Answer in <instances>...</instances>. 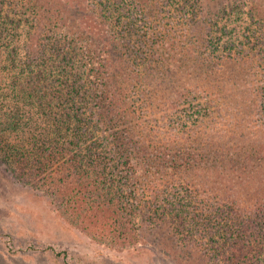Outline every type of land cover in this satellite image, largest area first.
<instances>
[{
	"label": "rangeland",
	"instance_id": "rangeland-1",
	"mask_svg": "<svg viewBox=\"0 0 264 264\" xmlns=\"http://www.w3.org/2000/svg\"><path fill=\"white\" fill-rule=\"evenodd\" d=\"M197 1L52 0L53 10L30 0L35 11L26 0H0V264H202L207 239L191 226L197 244L180 246L177 214L258 204L239 179L245 172L229 173L222 154L252 145L264 161V0ZM65 55L82 85L70 107L105 124L57 158L78 123L43 93L64 79ZM95 138L109 150L114 188L133 206L122 229L94 196L78 197L87 194L79 179H90L73 164ZM214 152L221 159L211 163ZM125 155L131 169L120 165ZM80 207L87 211L76 215Z\"/></svg>",
	"mask_w": 264,
	"mask_h": 264
},
{
	"label": "trees",
	"instance_id": "trees-1",
	"mask_svg": "<svg viewBox=\"0 0 264 264\" xmlns=\"http://www.w3.org/2000/svg\"><path fill=\"white\" fill-rule=\"evenodd\" d=\"M43 1L44 3L47 2V0ZM66 1L67 0H64V2ZM26 2H29L31 9L33 8L35 11L37 10L34 4H30V0H26ZM197 2H200V0ZM49 3L51 9L55 10L56 8L59 10L56 5H54L52 0H49ZM144 9L147 10V5L143 6L140 14L144 12ZM51 11L52 10H49L50 13ZM55 13L56 12L54 11V13H51V15L47 18L49 19L50 25H52L54 19H56ZM159 13L160 9L158 14ZM120 17L118 18V21H120ZM9 22L11 27L15 23L12 20ZM53 29L55 30V28L52 27L51 30L53 31ZM55 52H58V55H61L60 51L56 50ZM62 54L64 55L65 53ZM112 57V55L109 57L110 61L109 59L107 60V62L109 61V65L111 64ZM72 60L73 58L71 56L69 58L68 55H65L64 58L59 59V62L64 61L65 64L70 65L57 66L61 74L64 75V79L60 80L58 87L53 89L51 93H43V95H48L50 98H55L56 101L61 104V106H58L59 108L56 114L58 111H60V116L62 118L67 119L69 122L72 117H74L78 123V125H76L73 129V134L76 136V140H70V143H67V145L64 144L62 148H59V150L57 149V158L65 157L68 154V151H73V148H78L82 134L88 138L96 137L95 131H97L98 126L102 127L105 124V120H102L100 116L96 118L95 122L92 120V117L86 119L79 118L78 113L72 110V106L70 107V104L74 101V98L78 96V92L82 87V85L80 87L78 84H73V82L78 83L79 76L71 69V65L73 66ZM110 67L114 69L119 68L116 64H112ZM109 77L113 78L114 76L109 74L108 78ZM105 83L106 82H103L102 85L105 86ZM61 85L64 88L61 89ZM48 96L44 97V100L50 104ZM117 122L118 121L112 117L109 121H107V124H110L109 128L113 129V126L117 125ZM60 125L62 126L63 124ZM90 125H93L92 130H88V126ZM56 129H58V127H56ZM65 130L67 133L69 132L67 127H65ZM118 132L119 131L116 130V132L113 131L112 133L117 134ZM98 141L100 140L95 138V141L88 146V151L86 154L87 157L80 156L78 162L73 164L75 170L74 173L79 175V178L84 175V178L90 179V183L87 184V186L80 184L81 181L79 179V188L83 190L86 188L87 194L85 195V193H82V195L79 194L78 197L81 200H86V198L89 197L93 199L94 196L95 199L98 200V202H96L97 205L95 204V207L97 209L100 208L104 212L108 211L116 215L120 221V229H122L123 224H121V222L125 219V215L128 216V208L129 205L131 206L130 197H128V194L122 190L120 184L117 185V189L114 188V185L118 184L120 181H114V178L111 175V173H114V164L110 165L108 163V160H110L111 157L109 156L110 153L108 148L106 149L105 146ZM67 147L72 148L67 149ZM102 147L105 148L104 152L99 149ZM191 152L192 150L190 151V156L192 155ZM51 155H54V153H49L46 155V158H52ZM222 156L226 159V161L228 160V162L232 163L229 173L236 174L235 170H238L239 172H245V174L240 176L241 178L239 179L242 181L245 179L250 182L248 191H251V194H248L247 197L248 199L255 197L258 204L254 206H250V204H248L245 205V207H239V205L236 204V200L229 201L227 203H213V205H206V207L200 212H196L195 207H192L195 212L192 213L191 216L186 215L188 219L182 218L180 215L184 211H180L177 214L179 215L177 217V226L179 225V229L176 228L177 235L175 239L178 242L180 241L179 245L182 247L191 249L193 246H195L197 244L196 242L194 244H189L190 241H194L190 240L188 236L190 233H188V227L192 226L193 230L191 233L200 232L205 236V239H207V242L203 244L204 248L202 250V259H199L201 263L203 262L202 264H215L218 262L221 264H264V201H260L261 196L259 194L260 189L258 186L261 184L257 182L262 179L260 177L261 175H263L264 178L263 157H261L255 151V148L252 145L246 146L245 148L238 147L237 149L232 147L231 149H227L226 152L224 151ZM211 158L213 159L211 163L221 159L220 155L216 152L211 154ZM119 161L122 167L127 169L132 168L126 155L122 159L119 158ZM258 167L260 168L259 170L261 171V174L256 176ZM109 168H112V170ZM255 177L258 179L253 180ZM227 178L231 179L229 176ZM241 189L247 191V188L245 187H242ZM180 202H183L182 207H185V202L182 200ZM188 205L191 206V202H188ZM178 206L180 207V204ZM202 206L204 207V205ZM132 207L133 206H131V209ZM78 210V214L76 215H82V213L87 211L85 207H80Z\"/></svg>",
	"mask_w": 264,
	"mask_h": 264
}]
</instances>
